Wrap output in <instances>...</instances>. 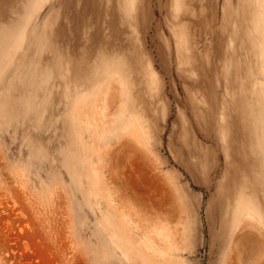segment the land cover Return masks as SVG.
Returning <instances> with one entry per match:
<instances>
[{"label":"rangeland","instance_id":"374dc122","mask_svg":"<svg viewBox=\"0 0 264 264\" xmlns=\"http://www.w3.org/2000/svg\"><path fill=\"white\" fill-rule=\"evenodd\" d=\"M261 19L264 0H0V264H146L126 225L171 264H264Z\"/></svg>","mask_w":264,"mask_h":264},{"label":"bare ground","instance_id":"6f19581e","mask_svg":"<svg viewBox=\"0 0 264 264\" xmlns=\"http://www.w3.org/2000/svg\"><path fill=\"white\" fill-rule=\"evenodd\" d=\"M258 16H259V13H258ZM260 17V16H259ZM258 19H260V18H258ZM263 19V18H262ZM261 19V20H262ZM262 21H264V20H262ZM22 30V29H21ZM262 30V29H261ZM260 32V31H259ZM22 33V32H21ZM112 71V70H111ZM114 74V73H113ZM112 80H113V78H112ZM115 80V79H114ZM119 80V79H118ZM104 82H106V80L104 81ZM103 82V83H104ZM153 82V81H152ZM108 83V82H107ZM111 83V82H110ZM96 84H98V86L100 85V84H102V83H96ZM103 85L104 84H102V87H103ZM96 86V85H95ZM97 86V87H98ZM101 86V85H100ZM92 88V87H91ZM102 89V88H101ZM100 89V90H101ZM102 91V90H101ZM101 91H99V92H101ZM98 92V93H99ZM87 93V92H86ZM91 93V92H90ZM94 93V92H93ZM125 93V92H124ZM97 94V93H96ZM88 95V94H87ZM85 96V95H84ZM89 96V95H88ZM84 99H86V98H88V97H83ZM93 98V97H92ZM92 98H91V100H92ZM87 100V102H88V100H89V98L88 99H86ZM86 100H85V103H87L86 102ZM84 101V100H83ZM91 102H93V101H91ZM90 102V103H91ZM121 102H123V101H121ZM89 103V102H88ZM88 103H87V105H88ZM126 105V104H125ZM123 107V106H122ZM122 107H121V110H123L122 109ZM126 108V107H125ZM119 111V112H122V111ZM126 111V110H125ZM123 113H126V112H123ZM129 115H131V114H129L128 113V116ZM119 117H120V113H119V115H118ZM127 113H126V116H125V114H124V116H123V118H126L127 119ZM133 117V116H132ZM122 118V117H121ZM130 119V118H129ZM128 120V119H127ZM127 120H124V121H127ZM132 120L134 121V119L132 118ZM137 119H135V121H136ZM122 121V119H120L119 120V123H122L123 124V122H121ZM118 123V124H119ZM130 123V122H129ZM134 123V122H133ZM118 124H117V126H118ZM122 124H119L120 126H122ZM129 126V125H128ZM127 127V126H126ZM111 204H112V202H111ZM247 207L248 208H253L252 206H250L249 204L247 205ZM118 210V209H117ZM121 228H122V230H123V233H124V235H125V245L126 246H128V248H135L136 250H138V252L140 253V255H141V257H143L142 259H144L145 261H146V264H171V263H174V259H173V257H171L172 255H170L169 253H168V249H170V247L169 246H165V244H157V246L156 247H154V246H152V245H146V244H144V242L143 243H140V246L138 245H136V243H135V239H134V232H133V230L130 228V227H128L127 225L125 226V227H122L121 226ZM113 237L115 238V234L113 233ZM117 237V236H116ZM118 241V240H117ZM120 243V242H119ZM122 246H123V244L122 243H120Z\"/></svg>","mask_w":264,"mask_h":264}]
</instances>
